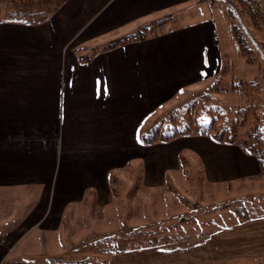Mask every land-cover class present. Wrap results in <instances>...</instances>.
Wrapping results in <instances>:
<instances>
[{
    "label": "crops",
    "instance_id": "1",
    "mask_svg": "<svg viewBox=\"0 0 264 264\" xmlns=\"http://www.w3.org/2000/svg\"><path fill=\"white\" fill-rule=\"evenodd\" d=\"M0 1L60 3L43 22L0 23V196L20 197L37 188L46 198L20 222L0 221V264H38L15 256L23 236L37 227L59 231L66 213L72 210L77 220L78 206L90 196L104 208L119 173L131 181L140 176L145 188L169 191L166 174L195 157L204 182L226 191L264 177L253 156L207 136L140 143L151 124L210 89L222 73L214 17L192 10L207 0ZM165 15L171 18L155 35L78 61L77 49L101 46ZM248 259H264V216L178 243L107 254L103 261Z\"/></svg>",
    "mask_w": 264,
    "mask_h": 264
},
{
    "label": "rangeland",
    "instance_id": "2",
    "mask_svg": "<svg viewBox=\"0 0 264 264\" xmlns=\"http://www.w3.org/2000/svg\"><path fill=\"white\" fill-rule=\"evenodd\" d=\"M206 2L208 3L207 6L194 5L192 10L197 11L199 17L203 16L202 18L214 17L222 68L234 59L237 61L238 68L244 71L246 75L262 77L263 61L260 63L257 60L254 63L257 65H254L255 67L262 68L255 70L254 67L245 65L244 61L236 55V49L228 32L226 21L220 14L227 7V0H207ZM4 3L3 6H0L1 9L11 8V5H22L31 8L34 13L51 6L53 12L47 14L48 17L60 6V3L57 2L38 6ZM2 12L3 10L0 11V18H2ZM194 18L198 17L190 16V19ZM242 19L244 22L247 21L245 15L242 16ZM242 19L241 21H243ZM37 21L40 22L39 16L28 18L23 23ZM247 31L249 32V30ZM242 33L247 35L245 32ZM249 33L257 42L264 43V31L258 32L252 29ZM218 79L216 78V80ZM218 82L223 87L227 85L228 79L222 78ZM209 86L205 87L206 89H203L200 94L208 92ZM215 95L216 99H220V102L231 106L238 99L237 94ZM203 105L207 107L212 106L213 103L208 102ZM164 118L153 124L162 122ZM182 161V170L171 171L166 174L167 183L164 188L169 191H165L163 188H145L142 186L140 176L135 181H131L126 178L127 173H123L124 175L119 173L118 178L113 177L112 182L110 181L113 198L104 199L102 202V205L107 206L99 209L96 201L93 202L92 196L84 199L78 206L82 208V213L76 215L77 220L72 217L71 210L66 213L59 231H47L40 227L32 229L23 236L24 240L14 253L15 256L26 261L38 262V264H44L45 258L63 261L84 258L103 260L108 253L99 250L102 247L101 240L106 237L126 234L136 229H152L175 239L178 237H197L232 227L237 222H245L252 218L264 216V177L240 184L239 187L242 189H236L235 185L234 189L226 191L222 187L212 186L204 182L200 177L202 171L197 158L192 157V160L183 159ZM134 185L136 190H133ZM142 189H146V191L144 192ZM45 200L46 198L40 196V191L37 188H31L20 197L7 192L3 196L1 193L0 221L20 222L33 208L37 213L40 209L39 206L44 204ZM239 211L246 214L248 220L241 221ZM34 213L32 215H36ZM67 222L73 224L76 222L79 225L68 224ZM13 237H17V235ZM55 240H58L59 244H55ZM34 243L36 245L33 248L28 245ZM106 245L104 243L103 247ZM99 262L97 261V263ZM225 264H264V259L228 261Z\"/></svg>",
    "mask_w": 264,
    "mask_h": 264
},
{
    "label": "trees",
    "instance_id": "3",
    "mask_svg": "<svg viewBox=\"0 0 264 264\" xmlns=\"http://www.w3.org/2000/svg\"><path fill=\"white\" fill-rule=\"evenodd\" d=\"M227 2L223 17L235 46L236 55L248 67L260 69L261 67H255L257 65L254 63L257 60L260 63L264 62V43L257 42L249 32L252 29L258 32L264 31V0H227ZM4 4L0 2V6ZM1 10L3 12L0 23H23L24 20L34 16H39L41 22L48 17L47 14L53 12L51 6L36 13L22 5H11V8H0ZM243 15L247 18L246 22L242 19ZM170 18V15L162 16L141 26L133 33L108 41L101 46L77 49V59L81 63L88 62L99 53L153 36L169 22ZM262 73L263 76L260 78L246 75L238 68L237 61L232 59L228 65H224L219 79L208 92L168 113L162 122L151 126L146 133L140 135V143L148 146L167 143L185 136H207L217 143L235 145L244 154L253 156L258 162L260 174L264 176V69ZM222 78L228 79L227 85L223 87L218 82ZM215 94H237L238 99L231 106L220 102ZM208 102H212L213 105L205 107L203 104ZM133 190H136L135 185ZM241 211L243 212L242 209ZM241 211H239L240 220H248V216ZM187 238L175 239L152 229H136L126 234L103 238L99 251H106L108 254L132 252L176 243ZM104 243L107 244L106 247H103ZM47 261L49 264H105L103 260L88 258L66 261L52 258Z\"/></svg>",
    "mask_w": 264,
    "mask_h": 264
}]
</instances>
